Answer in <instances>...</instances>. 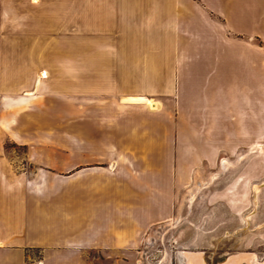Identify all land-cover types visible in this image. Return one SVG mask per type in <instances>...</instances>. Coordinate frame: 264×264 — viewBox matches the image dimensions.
Wrapping results in <instances>:
<instances>
[{
	"label": "crops",
	"instance_id": "obj_1",
	"mask_svg": "<svg viewBox=\"0 0 264 264\" xmlns=\"http://www.w3.org/2000/svg\"><path fill=\"white\" fill-rule=\"evenodd\" d=\"M18 5L15 51L63 54L79 79L0 91V264H136L200 149L263 146L264 0Z\"/></svg>",
	"mask_w": 264,
	"mask_h": 264
},
{
	"label": "rangeland",
	"instance_id": "obj_2",
	"mask_svg": "<svg viewBox=\"0 0 264 264\" xmlns=\"http://www.w3.org/2000/svg\"><path fill=\"white\" fill-rule=\"evenodd\" d=\"M18 2L0 0V91L35 81L41 70L47 72L42 81H78L79 70L64 68L70 59L63 54L15 51V35L30 24L18 21ZM55 88L62 90V83ZM191 120L185 118L187 144L195 137L186 132ZM55 124L62 126L60 119ZM245 137L232 134L229 150L214 158L199 148L203 161L176 193L169 220L147 231L136 264H264V140L247 149ZM5 148L10 169L24 168L23 150L9 140Z\"/></svg>",
	"mask_w": 264,
	"mask_h": 264
},
{
	"label": "bare ground",
	"instance_id": "obj_3",
	"mask_svg": "<svg viewBox=\"0 0 264 264\" xmlns=\"http://www.w3.org/2000/svg\"><path fill=\"white\" fill-rule=\"evenodd\" d=\"M46 76V73L44 71H41L39 74H38V78L41 79L43 77ZM152 107H154V105L152 104Z\"/></svg>",
	"mask_w": 264,
	"mask_h": 264
}]
</instances>
